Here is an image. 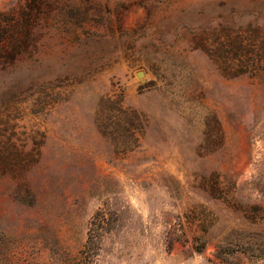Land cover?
Returning <instances> with one entry per match:
<instances>
[{
	"label": "rangeland",
	"instance_id": "obj_1",
	"mask_svg": "<svg viewBox=\"0 0 264 264\" xmlns=\"http://www.w3.org/2000/svg\"><path fill=\"white\" fill-rule=\"evenodd\" d=\"M0 264H264V0H0Z\"/></svg>",
	"mask_w": 264,
	"mask_h": 264
},
{
	"label": "trees",
	"instance_id": "obj_2",
	"mask_svg": "<svg viewBox=\"0 0 264 264\" xmlns=\"http://www.w3.org/2000/svg\"><path fill=\"white\" fill-rule=\"evenodd\" d=\"M16 49H17V47H16Z\"/></svg>",
	"mask_w": 264,
	"mask_h": 264
}]
</instances>
